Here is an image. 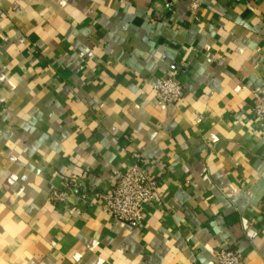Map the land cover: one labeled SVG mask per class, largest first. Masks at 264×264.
<instances>
[{"label":"crops","instance_id":"obj_1","mask_svg":"<svg viewBox=\"0 0 264 264\" xmlns=\"http://www.w3.org/2000/svg\"><path fill=\"white\" fill-rule=\"evenodd\" d=\"M261 95L264 0H0V264H264ZM136 154L138 226L94 196Z\"/></svg>","mask_w":264,"mask_h":264},{"label":"built area","instance_id":"obj_2","mask_svg":"<svg viewBox=\"0 0 264 264\" xmlns=\"http://www.w3.org/2000/svg\"><path fill=\"white\" fill-rule=\"evenodd\" d=\"M191 10L196 13L203 0H187ZM178 65L173 63L156 89L157 98L166 103H178L184 95V86L177 76ZM255 114L264 125V95H261L254 108ZM149 160L141 154L135 155L134 163L122 172L116 183L106 192H96L102 208L114 219L141 225L145 216V207L158 195L157 180L148 169ZM70 189L82 186L81 180L72 176L67 179ZM68 193L62 190L52 191V200L56 203L67 199ZM85 197V194H84ZM220 264H243L241 255L233 249L222 248L216 253Z\"/></svg>","mask_w":264,"mask_h":264}]
</instances>
